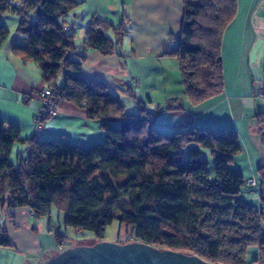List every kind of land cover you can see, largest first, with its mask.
Wrapping results in <instances>:
<instances>
[{"label":"trees","instance_id":"1","mask_svg":"<svg viewBox=\"0 0 264 264\" xmlns=\"http://www.w3.org/2000/svg\"><path fill=\"white\" fill-rule=\"evenodd\" d=\"M76 7L72 0H0V14L19 15L16 31L23 41L12 46L13 54L39 67L55 102L83 107L104 132L101 142L77 147L64 137L22 139L15 125L0 118V245L10 246L4 224L10 208L26 206L38 218L54 206L66 227L90 231L95 241L104 239L107 226L117 220L133 231L121 243L138 240L217 264H264V162L257 168L258 211L239 197L246 181L230 167L240 151L235 130L190 127L166 134L153 127L154 116L181 110V104L173 107L170 101L149 112L140 103L139 112L127 114L122 100L102 81L80 76L83 59L73 57L74 37L64 21ZM236 12L237 0H183L171 55L193 106L223 91L222 36ZM129 32L128 16L116 26L95 15L84 44L108 55ZM8 36L0 24V46ZM49 117L43 110L38 121ZM255 117L264 148V111ZM15 143H25L29 154L13 164L9 156ZM190 144L211 150L213 178L197 147L185 156ZM54 236L62 249L68 247L67 236ZM249 246L259 251L252 263L246 262Z\"/></svg>","mask_w":264,"mask_h":264},{"label":"crops","instance_id":"2","mask_svg":"<svg viewBox=\"0 0 264 264\" xmlns=\"http://www.w3.org/2000/svg\"><path fill=\"white\" fill-rule=\"evenodd\" d=\"M72 1L77 7L65 14L64 21L69 24L67 34L74 37L73 57L83 59L79 75L102 81L122 100L127 114L139 112L140 103L145 104L146 111L153 109L155 112L170 101H174L173 107L181 104V110L164 111L154 116L153 127L163 132L174 133L190 127L211 132L235 130L240 151L233 157L230 167L246 181L239 197L259 211L257 168L264 162V148L255 116L264 111V0H237L235 18L222 36L223 91L196 106L189 102L176 58L171 55L183 18V0ZM95 15L116 26L124 16L130 19V32L122 37L111 54L104 55L84 44L87 28ZM18 20L15 12L0 14V24L9 30L7 40L0 46V118L15 125L22 139L64 137L77 147L101 142L104 132L100 122L89 119L83 107L62 99L56 101V115L43 122L39 120L41 127L37 128L35 121L44 110L41 92L49 85L35 63L22 62L12 52V46L23 41L16 31ZM191 147L199 149L213 178L211 150L190 144L184 149L185 156ZM28 154L25 143H15L9 160L16 164ZM248 179L254 183L249 184ZM50 209L42 221L29 216L30 209L26 206L10 208L6 212L10 218L4 215L10 246L0 245V249L15 254L20 264H43L58 253L62 248L56 241H41L38 236L44 230L45 221L48 228L51 227ZM261 230L264 234V224ZM258 257V248L249 246L246 262L252 263Z\"/></svg>","mask_w":264,"mask_h":264},{"label":"water","instance_id":"3","mask_svg":"<svg viewBox=\"0 0 264 264\" xmlns=\"http://www.w3.org/2000/svg\"><path fill=\"white\" fill-rule=\"evenodd\" d=\"M43 264H217L197 255L160 249L138 240H98L60 250Z\"/></svg>","mask_w":264,"mask_h":264},{"label":"rangeland","instance_id":"4","mask_svg":"<svg viewBox=\"0 0 264 264\" xmlns=\"http://www.w3.org/2000/svg\"><path fill=\"white\" fill-rule=\"evenodd\" d=\"M166 133V132H165ZM170 134V133H166ZM51 211V221H45L44 230L38 235L41 241L44 239L51 240L53 243L55 242V234L57 232L61 233L62 235L67 236L68 241L66 244L73 245L77 242L82 244L84 243H92L95 241V237L92 232L90 231H75L72 227H66L63 223V214L54 206L50 209ZM45 217H36V219H41L44 221ZM51 228V229H50ZM133 237V231L131 229H126L123 224L119 221L114 220L109 226H107L105 230V235L103 240L107 241H118L119 239H128ZM0 264H20V261L11 252H7L0 249Z\"/></svg>","mask_w":264,"mask_h":264},{"label":"built area","instance_id":"5","mask_svg":"<svg viewBox=\"0 0 264 264\" xmlns=\"http://www.w3.org/2000/svg\"><path fill=\"white\" fill-rule=\"evenodd\" d=\"M263 93V91H261ZM41 95L43 97V107L44 111H46L50 116L56 115V102L54 101L53 98V87L48 86L45 89L42 90ZM151 112V110H149ZM40 116V115H39ZM39 117L36 119V125L37 128H40L41 125L38 121ZM248 183L252 184L254 183L252 179H248ZM5 216H7V213H4ZM29 216H33V213L29 211Z\"/></svg>","mask_w":264,"mask_h":264}]
</instances>
